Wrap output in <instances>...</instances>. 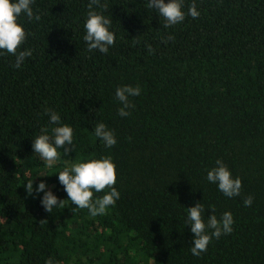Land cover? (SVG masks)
<instances>
[{
  "label": "trees",
  "instance_id": "trees-1",
  "mask_svg": "<svg viewBox=\"0 0 264 264\" xmlns=\"http://www.w3.org/2000/svg\"><path fill=\"white\" fill-rule=\"evenodd\" d=\"M89 5L111 19L107 53L83 41ZM31 7V20L17 18L26 34L17 51L31 56L17 68L14 55H0V264H264V0H184V20L167 28L147 0ZM124 85L141 92L120 117L115 89ZM45 109L73 130V149H58L51 167L31 149L51 135ZM100 121L116 136L111 148L91 132ZM101 155L111 156L120 192L105 215L72 211L67 200L48 213L27 193L26 180H43L67 199L55 173ZM217 160L240 178L239 195L206 181ZM197 201L204 219L228 211L234 223L193 256L185 216Z\"/></svg>",
  "mask_w": 264,
  "mask_h": 264
},
{
  "label": "clouds",
  "instance_id": "clouds-1",
  "mask_svg": "<svg viewBox=\"0 0 264 264\" xmlns=\"http://www.w3.org/2000/svg\"><path fill=\"white\" fill-rule=\"evenodd\" d=\"M33 0H0V55L5 52L15 56L14 67L19 68L26 57L31 56V49L17 51V48L26 38L24 28L17 22V18L23 13L30 20L33 18ZM99 6V0H92ZM184 0H147V7L154 9L159 17L163 18L164 27L178 24L185 18L183 10ZM187 15L193 18L199 16L195 3L187 11ZM38 18V17H37ZM111 19L102 12H98L89 5V11L83 22V41L87 48L107 53L109 47L114 44L115 35L110 30ZM139 86L124 85L115 89V98L120 102L117 114L127 117L128 109L132 107L129 97L140 95ZM49 122L54 126L51 135L47 132L35 136L31 142L32 152L37 153L48 166L58 159V149L63 148L64 153L73 149L72 127L61 123L60 115L51 109H45ZM92 134L105 148H111L117 143L114 132L103 121L93 125ZM59 185L66 194L67 199H59L57 195L48 189L45 182L40 180L33 187V179L25 181V188L29 195H39L42 208L51 213L53 208L58 207L63 201H70L75 207L71 210L86 209L88 215L96 217L105 215L110 207L120 198V192L113 185L116 183L115 165L110 155H101L94 158H77L69 166L55 173ZM37 176V177H44ZM205 179L210 184H215L217 189L226 197H234L240 194L241 180L233 176L227 166L220 160L215 166L207 170ZM108 186V191L101 196L93 198V193H100ZM252 197L243 200L245 206L250 205ZM204 206L199 201L192 206L186 207L185 225L193 234L189 251L193 256H199L207 249L213 237L228 234L232 231L234 223L231 212H223L219 219L214 214H209L207 219L202 216ZM45 264H56L49 257Z\"/></svg>",
  "mask_w": 264,
  "mask_h": 264
}]
</instances>
